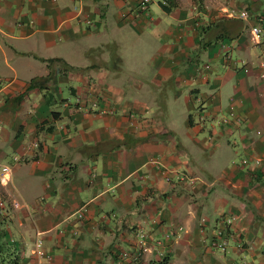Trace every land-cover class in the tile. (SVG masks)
Instances as JSON below:
<instances>
[{"label":"crops","instance_id":"obj_1","mask_svg":"<svg viewBox=\"0 0 264 264\" xmlns=\"http://www.w3.org/2000/svg\"><path fill=\"white\" fill-rule=\"evenodd\" d=\"M134 1L0 0V264H264V0Z\"/></svg>","mask_w":264,"mask_h":264},{"label":"built area","instance_id":"obj_2","mask_svg":"<svg viewBox=\"0 0 264 264\" xmlns=\"http://www.w3.org/2000/svg\"><path fill=\"white\" fill-rule=\"evenodd\" d=\"M151 0H135L134 1V10L135 13H140V12H144L147 8L148 3ZM231 16L234 17H238V18H250V13L247 12V10L242 9L239 11L234 12L233 14H230ZM86 21H88V16H85ZM253 23H251L248 27V33H249V38L250 40L254 43V44H259L261 43V40H264V26H263V22H264V18L262 15L260 14H255L253 16ZM220 48L222 49L223 52V56L226 58H230L229 55V51H228V46L226 42H221L220 43ZM258 66H259V72L258 75L262 80V84L264 86V50L262 51V54L260 56V60L258 62ZM209 68L208 63H203L200 67L196 68V72L197 75L201 78H207V69ZM207 72V73H206ZM247 158L243 157L240 159L239 163L241 165L246 164ZM9 174H10V165L7 163H3L0 162V185H5L10 181L9 178ZM180 179L184 178V174L179 176ZM11 206L13 207H17L19 206L21 203L16 200V199H12L11 200ZM3 208V200L0 198V212L2 211ZM84 209L83 205H80L77 208V216H81V212ZM232 218H228L225 217L223 220H219L216 224L215 227V236L212 239L211 245L219 248L221 250H224L225 246H226V237L223 236V232H224V227L225 225L229 224L231 222ZM136 234V241H137V247L138 248H143L142 247V230H136L135 232ZM31 251L37 256V257H43L45 259H49L50 254L46 251H44V249L42 248V239L40 236V231L39 230H35L34 231V235H33V240H32V248ZM126 253L125 251H119L118 252V259H125Z\"/></svg>","mask_w":264,"mask_h":264},{"label":"trees","instance_id":"obj_3","mask_svg":"<svg viewBox=\"0 0 264 264\" xmlns=\"http://www.w3.org/2000/svg\"><path fill=\"white\" fill-rule=\"evenodd\" d=\"M163 1V2H162ZM165 2V3H164ZM173 4V0H161L160 1V5H161V7L163 8V9H169V7L171 6ZM222 21V20H221ZM49 77V74H46L45 76H43V77H39V78H37V77H32L31 78V82L35 85V84H37V79H43V80H46L47 78ZM38 85V84H37ZM3 242H0V251L1 252H3V254H5V256L8 258L9 256H11L10 257V260H13L14 258H13V255L12 254H10L11 252H8V250H7V248L8 247H4L3 246ZM1 247H2V249H1ZM9 255V256H8Z\"/></svg>","mask_w":264,"mask_h":264}]
</instances>
